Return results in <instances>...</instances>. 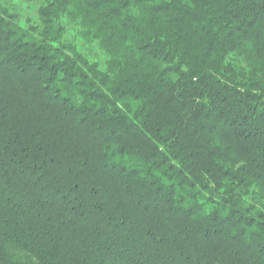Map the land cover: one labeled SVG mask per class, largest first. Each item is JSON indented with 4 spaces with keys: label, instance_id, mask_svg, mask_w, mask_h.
I'll list each match as a JSON object with an SVG mask.
<instances>
[{
    "label": "trees",
    "instance_id": "trees-1",
    "mask_svg": "<svg viewBox=\"0 0 264 264\" xmlns=\"http://www.w3.org/2000/svg\"><path fill=\"white\" fill-rule=\"evenodd\" d=\"M0 2V264H264V0Z\"/></svg>",
    "mask_w": 264,
    "mask_h": 264
},
{
    "label": "rangeland",
    "instance_id": "rangeland-1",
    "mask_svg": "<svg viewBox=\"0 0 264 264\" xmlns=\"http://www.w3.org/2000/svg\"><path fill=\"white\" fill-rule=\"evenodd\" d=\"M0 2H8L11 4L16 11L21 15L23 20L27 19L28 17H34L36 12V5L35 3H26L21 0H0Z\"/></svg>",
    "mask_w": 264,
    "mask_h": 264
}]
</instances>
